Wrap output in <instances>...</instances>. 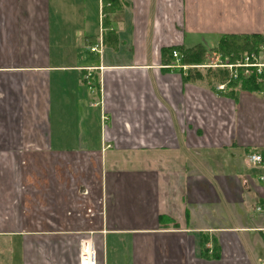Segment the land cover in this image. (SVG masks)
<instances>
[{"label": "crops", "instance_id": "crops-1", "mask_svg": "<svg viewBox=\"0 0 264 264\" xmlns=\"http://www.w3.org/2000/svg\"><path fill=\"white\" fill-rule=\"evenodd\" d=\"M119 1L0 0V264H264V88L163 53L264 35V0Z\"/></svg>", "mask_w": 264, "mask_h": 264}, {"label": "trees", "instance_id": "trees-1", "mask_svg": "<svg viewBox=\"0 0 264 264\" xmlns=\"http://www.w3.org/2000/svg\"><path fill=\"white\" fill-rule=\"evenodd\" d=\"M109 3L108 10L118 9L121 6V1L118 0H103ZM106 10V8L104 9ZM264 35L255 34H225L219 39L218 44L211 50L220 54L222 61L233 62L239 55L245 52L257 51L259 46L263 43ZM106 41V35L103 36V42ZM177 51L180 55V63H187L186 65L199 64L203 61L206 55V49L201 45H195L190 48L172 47L164 50L171 61L172 52ZM187 79L207 81L208 84L214 88L215 85L224 83L225 87L223 92L226 94H234L239 89L247 92H261L263 91V83L259 82L255 76L243 77L238 75L236 78H231L229 71L225 68H202L201 70L187 69ZM200 247L202 244L200 242Z\"/></svg>", "mask_w": 264, "mask_h": 264}, {"label": "built area", "instance_id": "built-area-1", "mask_svg": "<svg viewBox=\"0 0 264 264\" xmlns=\"http://www.w3.org/2000/svg\"><path fill=\"white\" fill-rule=\"evenodd\" d=\"M109 5V3L104 4L103 0H99V19L102 20L104 17L103 7ZM102 37L98 36L97 40L93 45L89 46L90 52L101 53L102 50ZM173 63L171 66L173 68H178L179 70H187L191 67H210V68H225L229 71L231 78H236L238 75L243 77L255 76L259 82L263 83L264 86V40L263 43L259 46L257 51L245 52L244 54L239 55L233 62L227 60L221 61L216 57V61L204 65H184L180 63V55L177 51L172 52ZM219 59V60H218ZM191 66V67H189ZM225 87L224 83L217 84L216 90L223 91ZM248 162L250 164L256 165L263 162V157L261 154L256 152H250L247 156ZM257 211H260V208H257ZM95 252L90 243H84L82 246L81 253V264H94Z\"/></svg>", "mask_w": 264, "mask_h": 264}, {"label": "rangeland", "instance_id": "rangeland-1", "mask_svg": "<svg viewBox=\"0 0 264 264\" xmlns=\"http://www.w3.org/2000/svg\"><path fill=\"white\" fill-rule=\"evenodd\" d=\"M202 43H203V42H202ZM207 44H208V45H205V46L208 47V48H210L211 45H212V44L209 43V41H208ZM191 45H192V44H190V43H188V42H187V44H186L187 47H191ZM208 48H207V49H208ZM217 58H219V59L222 61V59H221L220 56H218ZM219 59H218V60H219ZM216 60H217V59H216V56H215V55H212L211 53H209V54H206V55H205V58L203 59V61H202L201 63H199V65H204V64H207V63L215 62ZM216 62H219V61H216ZM183 64L186 65L187 63H183ZM191 65H192V64H191ZM195 65H197V64H195ZM186 66H188V65H186ZM189 67H191V66H189ZM216 68H218V67H216ZM190 69H191V70H201L202 67H199V68H198V67H196V68H195V67H194V68L191 67ZM214 69H215V68H214ZM204 82L207 83V81H204ZM4 254H5V253H4Z\"/></svg>", "mask_w": 264, "mask_h": 264}]
</instances>
